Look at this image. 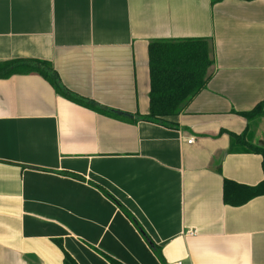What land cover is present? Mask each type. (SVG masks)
<instances>
[{"label": "crops", "instance_id": "1", "mask_svg": "<svg viewBox=\"0 0 264 264\" xmlns=\"http://www.w3.org/2000/svg\"><path fill=\"white\" fill-rule=\"evenodd\" d=\"M189 39L211 43L208 85L175 127L136 121L150 44ZM13 61L119 116L35 72L0 79V264H162L150 243L166 264H264V196L224 203L225 181H264L231 136L264 147V115L241 116L264 109V0H0Z\"/></svg>", "mask_w": 264, "mask_h": 264}, {"label": "trees", "instance_id": "2", "mask_svg": "<svg viewBox=\"0 0 264 264\" xmlns=\"http://www.w3.org/2000/svg\"><path fill=\"white\" fill-rule=\"evenodd\" d=\"M223 0H214L220 2ZM211 43L206 39L180 41H156L149 46L150 68V112L146 116L137 115L136 121H143L166 127H175L166 121L179 116L186 106L194 100L211 80L210 69L214 61ZM38 73L56 89L62 97L90 110L118 115L116 111L106 110L88 99L69 92L61 83L50 65L38 61H13L0 63V79L14 75ZM264 115L262 105L249 113L241 114L248 121ZM234 144L241 145L247 152L261 155L264 172V147L252 145L246 141L247 132L241 136L231 135ZM264 196V181L257 187L248 188L235 183L224 182V203L233 207L247 204L251 200ZM126 216H132L123 209ZM133 220V219H132ZM134 221V220H133ZM148 239V238H147ZM149 240V239H148ZM150 242V241H149ZM58 246L63 250L62 244ZM151 248L162 264H166L159 248L150 243ZM63 264H77L64 250ZM112 264H118L111 261Z\"/></svg>", "mask_w": 264, "mask_h": 264}, {"label": "built area", "instance_id": "3", "mask_svg": "<svg viewBox=\"0 0 264 264\" xmlns=\"http://www.w3.org/2000/svg\"><path fill=\"white\" fill-rule=\"evenodd\" d=\"M191 143H192V141L189 142V144H191ZM177 264H183V263L179 262V263H177Z\"/></svg>", "mask_w": 264, "mask_h": 264}]
</instances>
